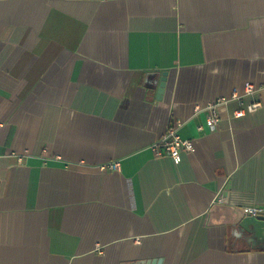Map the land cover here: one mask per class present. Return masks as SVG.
Segmentation results:
<instances>
[{"label": "crops", "instance_id": "obj_1", "mask_svg": "<svg viewBox=\"0 0 264 264\" xmlns=\"http://www.w3.org/2000/svg\"><path fill=\"white\" fill-rule=\"evenodd\" d=\"M172 127L179 164L152 150ZM250 207L264 0H0V264H264Z\"/></svg>", "mask_w": 264, "mask_h": 264}, {"label": "built area", "instance_id": "obj_2", "mask_svg": "<svg viewBox=\"0 0 264 264\" xmlns=\"http://www.w3.org/2000/svg\"><path fill=\"white\" fill-rule=\"evenodd\" d=\"M255 90L252 84L247 85L246 91L248 94L253 93ZM238 98L236 95L235 98ZM226 100H220L218 103H210L207 106L208 121L207 124L210 129L218 127L220 117L218 114V106L224 103ZM261 107V103H255L248 106L246 109H241L235 115L237 117L244 116L247 112H254ZM198 130H203V127H198ZM196 149V142L194 139H184L180 136L177 129L172 127L168 132L162 136V138L152 146V150L156 156L170 157L176 164H179L182 160V153H193ZM102 170L118 172L121 169L120 162L109 163L101 166ZM246 216L250 215H262L264 210L262 208L250 207L242 210Z\"/></svg>", "mask_w": 264, "mask_h": 264}, {"label": "water", "instance_id": "obj_3", "mask_svg": "<svg viewBox=\"0 0 264 264\" xmlns=\"http://www.w3.org/2000/svg\"><path fill=\"white\" fill-rule=\"evenodd\" d=\"M167 72L163 75L159 88V97L163 94L166 86ZM240 228L243 232L251 234L252 239H264V214L263 215H250L246 216L240 222Z\"/></svg>", "mask_w": 264, "mask_h": 264}]
</instances>
